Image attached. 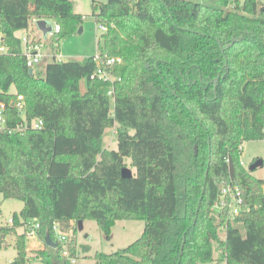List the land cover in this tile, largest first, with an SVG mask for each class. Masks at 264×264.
<instances>
[{"label": "trees", "instance_id": "16d2710c", "mask_svg": "<svg viewBox=\"0 0 264 264\" xmlns=\"http://www.w3.org/2000/svg\"><path fill=\"white\" fill-rule=\"evenodd\" d=\"M92 5L97 23L108 25L100 51L123 59L113 72L114 108L111 83L91 79L94 55H53L42 71L27 65L17 32L31 20L54 19L61 30L50 37L59 43L84 20L71 0H0L8 47L0 54V103L10 127L44 120L41 129L0 133V194L24 202L13 225H0V247L17 236L10 264L31 261L17 228L34 221L44 241L35 258L76 264L77 222L87 219L109 239L118 221L145 222L128 246L97 252L96 264L213 263L214 243L227 264H264V179L241 161L245 142L264 140L263 0ZM16 93L24 96V116L12 105ZM114 126L118 148L108 149L105 130ZM128 165L133 174L124 173ZM229 182L241 187L247 206L234 218L213 210ZM55 224L67 234L68 257Z\"/></svg>", "mask_w": 264, "mask_h": 264}, {"label": "rangeland", "instance_id": "374dc122", "mask_svg": "<svg viewBox=\"0 0 264 264\" xmlns=\"http://www.w3.org/2000/svg\"><path fill=\"white\" fill-rule=\"evenodd\" d=\"M75 12L84 16L83 22L78 28L63 36L58 44L53 42L51 35L43 34L36 24V19L31 20L30 27L17 32L19 36L30 34L35 38H40L45 42L43 48L44 54H51L45 56L43 61L35 67L36 71H42L45 64L52 58L53 55L61 54L63 61L72 59L84 61L86 58L95 55L100 51L99 47L103 48L102 30L98 29V23L93 15L92 0H71ZM96 6H100L107 0H95ZM51 22H55L49 19ZM33 21V22H32ZM58 24V23H56ZM60 25V24H59ZM116 67V66H115ZM113 68V72L114 69ZM115 75V74H114ZM113 75V76H114ZM116 77V76H114ZM84 84V83H83ZM109 89V88H108ZM107 96H109L106 93ZM111 106L114 108V98L109 96ZM113 113V110H112ZM111 113V114H112ZM133 132V131H132ZM104 146L108 149L118 148L117 139V126L107 128L104 134ZM264 159V140L247 141L243 145V152L241 161L243 165L249 169L251 164L257 159ZM126 162L131 163L130 158H126ZM135 168L131 165L124 170L125 174H133ZM252 173L256 178L264 179V166L256 168ZM24 207V202L19 199L11 198L5 199L0 194V225H7L10 217L14 216L15 212L20 214ZM145 227L143 220H121L113 227L111 238L109 239L101 230L97 221L92 219L79 220L77 222L76 231V247H77V264H96L94 256L97 252H113L120 248H124L135 241L142 234ZM18 233L24 232V225L17 228ZM221 237H225V229L219 230ZM39 236H31L27 240V249L31 261L28 264H44L41 260L35 258L34 249L39 248ZM6 243L0 247V264H10L17 255L16 247L14 246L17 236L10 234L7 236ZM42 240V239H41ZM88 247L89 249H87ZM214 258L213 263H200V264H227L225 254L220 249L217 243H214Z\"/></svg>", "mask_w": 264, "mask_h": 264}, {"label": "built area", "instance_id": "2783aa9c", "mask_svg": "<svg viewBox=\"0 0 264 264\" xmlns=\"http://www.w3.org/2000/svg\"><path fill=\"white\" fill-rule=\"evenodd\" d=\"M244 1V0H241ZM264 2V0H263ZM53 23V31L49 34L58 33L61 30L59 24ZM98 29L103 32L107 31L108 25L104 23H98ZM23 41V52L26 57L27 65L31 68H35L38 64L43 61V58L46 56H51V54H44L43 48L45 42L38 41L34 42L29 38L28 34L21 36ZM58 44V43H55ZM8 47L0 41V54L7 53ZM58 59L61 60L62 55H55ZM53 57V56H52ZM94 60L97 64L95 71L91 74V79L101 80L103 82L111 83L109 89L107 88L106 93L109 96L114 98V82L117 77H114L113 68L123 62L122 57L120 56H111L107 51H99L94 55ZM114 75V76H113ZM12 105L19 111L20 115H25L26 103L24 96L16 93V97L12 100ZM7 104L5 102L0 103V133L6 131H21L27 129H41L44 127V120L41 118L33 119L30 121H25L24 123L18 124L15 127H10L6 115ZM247 208L245 203V198L241 187L234 183L229 182L225 184L222 188L221 195L219 199L215 202L213 210L226 212L229 218H234L236 215L240 214ZM14 224V216L10 217L7 225ZM40 228V222L34 221L30 226L27 222H24V232L27 238L31 236H38V230ZM54 230L59 241L63 244V256H70V251L67 245V234L59 230L57 224L54 225ZM77 258V257H76ZM76 258L71 260L76 263Z\"/></svg>", "mask_w": 264, "mask_h": 264}, {"label": "water", "instance_id": "95a60500", "mask_svg": "<svg viewBox=\"0 0 264 264\" xmlns=\"http://www.w3.org/2000/svg\"><path fill=\"white\" fill-rule=\"evenodd\" d=\"M36 24L38 26V28L43 32V34L47 35V34H50L52 31H53V23L49 20V19H46V18H42V19H37L36 20ZM235 39V38H234ZM233 39V40H234ZM219 44L220 46L222 47V42L219 40ZM229 46V45H227ZM147 67H149V64L146 65ZM30 73L32 74L33 73V69H30ZM221 75H219L217 78H216V83L218 82L219 78H220ZM260 166H264V159L263 158H257L252 164L251 166L249 167V170L250 171H254L256 168L260 167ZM207 174H208V171H207ZM46 244L48 246H51V247H56V242H54L52 240V238L50 237V235H47L46 236Z\"/></svg>", "mask_w": 264, "mask_h": 264}, {"label": "crops", "instance_id": "0c3cea01", "mask_svg": "<svg viewBox=\"0 0 264 264\" xmlns=\"http://www.w3.org/2000/svg\"><path fill=\"white\" fill-rule=\"evenodd\" d=\"M28 34V33H27ZM0 41L2 42V37H0ZM47 54H49V53H47ZM11 91H15V88L14 87H12L11 88ZM117 224V223H116ZM38 237V236H37ZM39 239V238H38ZM40 240V246H39V248H42V247H44V241L43 240H41V239H39ZM29 255V254H28ZM76 264H77V262H76Z\"/></svg>", "mask_w": 264, "mask_h": 264}]
</instances>
